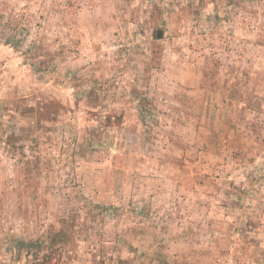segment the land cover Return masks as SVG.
Listing matches in <instances>:
<instances>
[{
    "label": "rangeland",
    "instance_id": "obj_1",
    "mask_svg": "<svg viewBox=\"0 0 264 264\" xmlns=\"http://www.w3.org/2000/svg\"><path fill=\"white\" fill-rule=\"evenodd\" d=\"M7 124L0 264H264V0H0Z\"/></svg>",
    "mask_w": 264,
    "mask_h": 264
},
{
    "label": "trees",
    "instance_id": "obj_2",
    "mask_svg": "<svg viewBox=\"0 0 264 264\" xmlns=\"http://www.w3.org/2000/svg\"><path fill=\"white\" fill-rule=\"evenodd\" d=\"M156 37L160 38L162 37V31L158 30L156 31ZM10 39H6V42L10 46L15 47L14 42H9ZM25 109V108H24ZM27 109V108H26ZM69 110V108L66 107L65 104H63L61 101L51 99L47 102L39 103L38 105L35 106L34 112L36 113V116L39 118H44V117H51L53 114H57L58 110ZM30 110V109H29ZM32 110V109H31ZM30 110V111H31ZM139 116L142 115L141 113L138 114ZM24 116L23 112L20 110L16 109V114L15 117L18 121V124L21 122L22 117ZM105 126H117L122 124V116L121 115H105ZM114 118V119H113ZM142 118V116H141ZM7 127V129H6ZM9 127V128H8ZM13 129L14 126L11 127V124H7L6 126L0 125V132L2 134V139L6 140L9 142V140H16V139H23V136L14 138L13 137ZM95 204H92L91 207H95ZM68 237L67 231L64 230V228H60L59 230H54L52 233L50 232L47 236L46 239H38L37 241L33 242H18L16 244L17 249L21 250H26V253H39L42 251V255L34 261V264H62L60 262V257H59V251H61L62 246L60 244L63 243V241L66 243L65 238Z\"/></svg>",
    "mask_w": 264,
    "mask_h": 264
}]
</instances>
